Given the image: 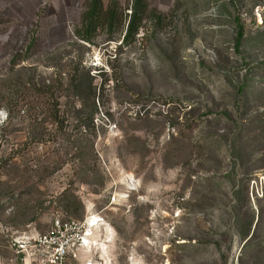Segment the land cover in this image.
I'll return each mask as SVG.
<instances>
[{"label": "rangeland", "instance_id": "1", "mask_svg": "<svg viewBox=\"0 0 264 264\" xmlns=\"http://www.w3.org/2000/svg\"><path fill=\"white\" fill-rule=\"evenodd\" d=\"M87 3L0 0V264L55 218L65 264H264V0H146L127 46Z\"/></svg>", "mask_w": 264, "mask_h": 264}, {"label": "trees", "instance_id": "2", "mask_svg": "<svg viewBox=\"0 0 264 264\" xmlns=\"http://www.w3.org/2000/svg\"><path fill=\"white\" fill-rule=\"evenodd\" d=\"M130 9L131 14L125 26L122 20L118 19L116 7H105L103 0H88L81 16V30L76 32L78 39L91 43L97 31H104L108 41L114 38L113 35L118 34L121 39L120 45H129L138 34L142 16L146 10V0H133Z\"/></svg>", "mask_w": 264, "mask_h": 264}, {"label": "built area", "instance_id": "3", "mask_svg": "<svg viewBox=\"0 0 264 264\" xmlns=\"http://www.w3.org/2000/svg\"><path fill=\"white\" fill-rule=\"evenodd\" d=\"M86 225L75 220L55 218L49 230L37 236L32 247L43 264H65L82 246Z\"/></svg>", "mask_w": 264, "mask_h": 264}, {"label": "bare ground", "instance_id": "4", "mask_svg": "<svg viewBox=\"0 0 264 264\" xmlns=\"http://www.w3.org/2000/svg\"><path fill=\"white\" fill-rule=\"evenodd\" d=\"M100 220H98V221H95V222H93V220L92 221H90V222H88V224H87V227H88V231H87V234H86V237H88L89 235H90V229H92V228H94V227H96L97 225H99V222ZM84 238H85V236H84ZM83 241H84V239H83ZM95 242V241H94ZM83 243V242H82ZM88 244V242L85 240L84 241V245H87ZM82 245V244H81ZM93 245V244H92ZM94 246V245H93ZM93 248V247H92ZM95 248V247H94ZM94 250V249H93Z\"/></svg>", "mask_w": 264, "mask_h": 264}]
</instances>
